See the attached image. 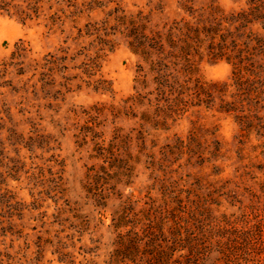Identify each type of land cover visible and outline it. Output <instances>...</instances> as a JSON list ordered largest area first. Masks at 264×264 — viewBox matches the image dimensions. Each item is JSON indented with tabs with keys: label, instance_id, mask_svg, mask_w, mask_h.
Listing matches in <instances>:
<instances>
[{
	"label": "rangeland",
	"instance_id": "obj_1",
	"mask_svg": "<svg viewBox=\"0 0 264 264\" xmlns=\"http://www.w3.org/2000/svg\"><path fill=\"white\" fill-rule=\"evenodd\" d=\"M59 209L76 264L113 213L144 253L179 229L200 264H264V0H0V254L38 263Z\"/></svg>",
	"mask_w": 264,
	"mask_h": 264
},
{
	"label": "trees",
	"instance_id": "obj_2",
	"mask_svg": "<svg viewBox=\"0 0 264 264\" xmlns=\"http://www.w3.org/2000/svg\"><path fill=\"white\" fill-rule=\"evenodd\" d=\"M162 81H165L164 78L159 76V86L164 87L167 85L166 82ZM101 202L102 199L99 203ZM98 205L103 206V208H107V204L105 203ZM52 217L53 221L49 223L46 222L45 224H49V226L58 225L60 228L59 230L55 231V234L50 233L48 237L38 235V241L35 242L36 249L35 251H31V254L33 253L34 258L39 260V262H31L30 264H41L40 258H43L47 252L56 255L59 262L63 264H76L77 257L71 250V245L69 244L72 240V234L67 230L69 228L66 226V222L69 220L64 218L63 214L60 213V209ZM130 226L131 225L128 224L127 218L125 216L117 215L115 213L112 214V223L109 225V228L110 230H113L115 234L117 233L118 236L114 238L116 245L113 246L114 249L109 254L107 260L104 261L105 264H167L166 262L169 261V259H172V255L181 253L184 250H186L189 254L191 252L199 251L200 247L196 246L195 240H193L188 234V238L186 237L182 240H178V237H181V230L178 229L173 233V240H170V245L167 247H161V251L157 256L149 252L144 253L142 252L143 247L141 244V235L133 231V226L130 230H128ZM122 239L126 241V244H123V242L120 241ZM200 241L201 239L199 238L198 242L200 243ZM183 243L187 244V246H184ZM27 244L28 249L30 250L31 243L27 242ZM147 245L148 244L145 246L147 247ZM151 246L152 244H150L149 247ZM187 253L179 257L186 259ZM206 253L207 248H205L203 252L199 251L200 258L199 260L195 261V264H200V260L203 259L202 256ZM29 255L25 257H28ZM5 256H7V260L4 259ZM29 260L31 261V259ZM86 261L88 264L98 263L95 262V260L89 258H86ZM26 262L22 263L20 260H17L15 254L10 252L4 255L0 254V264H26Z\"/></svg>",
	"mask_w": 264,
	"mask_h": 264
}]
</instances>
